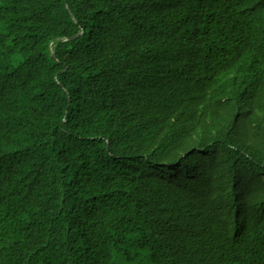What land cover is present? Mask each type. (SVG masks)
<instances>
[{"label":"trees","instance_id":"trees-1","mask_svg":"<svg viewBox=\"0 0 264 264\" xmlns=\"http://www.w3.org/2000/svg\"><path fill=\"white\" fill-rule=\"evenodd\" d=\"M262 196L264 0H0V264H264Z\"/></svg>","mask_w":264,"mask_h":264},{"label":"bare ground","instance_id":"bare-ground-1","mask_svg":"<svg viewBox=\"0 0 264 264\" xmlns=\"http://www.w3.org/2000/svg\"><path fill=\"white\" fill-rule=\"evenodd\" d=\"M89 194H91V195H94V193L93 192H91V191H89ZM262 198H264V196H262ZM150 219H153L152 217L150 218ZM175 229H177V230H179V229H181V227H180V225L179 224H175V227H174ZM144 238H145V236H143ZM145 241L142 243V247L141 248H143V247H145L146 245H147V240H146V238L144 239ZM107 244H109V243H107ZM140 244H136V247H138Z\"/></svg>","mask_w":264,"mask_h":264},{"label":"rangeland","instance_id":"rangeland-1","mask_svg":"<svg viewBox=\"0 0 264 264\" xmlns=\"http://www.w3.org/2000/svg\"><path fill=\"white\" fill-rule=\"evenodd\" d=\"M139 257L148 258L151 260V258L148 254L141 253V254H139V256L135 260H137Z\"/></svg>","mask_w":264,"mask_h":264}]
</instances>
